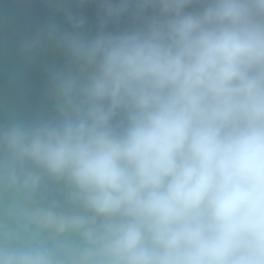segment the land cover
Instances as JSON below:
<instances>
[{
	"label": "clouds",
	"instance_id": "9594fccd",
	"mask_svg": "<svg viewBox=\"0 0 264 264\" xmlns=\"http://www.w3.org/2000/svg\"><path fill=\"white\" fill-rule=\"evenodd\" d=\"M0 264H264V0H0Z\"/></svg>",
	"mask_w": 264,
	"mask_h": 264
}]
</instances>
